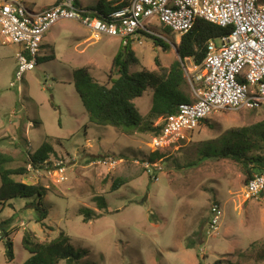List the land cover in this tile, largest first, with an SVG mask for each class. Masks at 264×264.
<instances>
[{
    "label": "rangeland",
    "instance_id": "374dc122",
    "mask_svg": "<svg viewBox=\"0 0 264 264\" xmlns=\"http://www.w3.org/2000/svg\"><path fill=\"white\" fill-rule=\"evenodd\" d=\"M22 1L34 13L55 2ZM119 1L126 0H78V5L106 11ZM146 27L150 34L140 32L132 40L140 65L131 73L143 68L157 71L156 59L163 67L178 59L180 37L164 30L156 17ZM155 38L162 43L156 45ZM3 42L0 34V146L14 158L5 168L27 166L17 180L41 185L45 192L41 199L18 198L0 208V233L11 234L15 254L8 262V238L2 236L0 264H24L30 258L22 244L26 231L42 243L65 233L71 246L84 253L69 264H264V195L248 197L237 163L205 156L208 147L220 145L229 131L263 122L264 104L256 110L220 111L188 132L187 142L154 150L151 134L124 133L91 121L74 87L73 72L82 67H88L98 82H108L121 39L94 40L80 23L60 21L45 35L35 69L21 82L15 76L22 46ZM192 62L185 63V70L187 92L195 101L199 86ZM152 97L148 89L135 100L144 117ZM45 142L55 155L49 166L32 173L28 157ZM155 151L160 152L154 163L160 169L150 173L144 164ZM107 158L118 164L105 165ZM60 162L64 173L54 167ZM120 178L127 183L113 191V182ZM96 198L104 204L98 205ZM38 204L47 212L45 219ZM214 204L221 206L223 217L212 235ZM83 209L94 211L88 220Z\"/></svg>",
    "mask_w": 264,
    "mask_h": 264
},
{
    "label": "built area",
    "instance_id": "2783aa9c",
    "mask_svg": "<svg viewBox=\"0 0 264 264\" xmlns=\"http://www.w3.org/2000/svg\"><path fill=\"white\" fill-rule=\"evenodd\" d=\"M153 17L179 37L190 32L197 19L232 28L229 35L209 41L202 67L194 65L199 86L194 89L196 100L180 104L173 114L161 116L155 122L154 126L160 127L161 132L152 141L154 150L187 142L188 132L195 131L201 121L220 111L256 110L264 104V3L261 0H130L105 19L93 17L78 5V0H55L51 8L38 13L31 12L22 0H0L3 43L22 46V52L16 56L17 82L35 69L45 35L60 21L80 23L94 40L110 36L127 45L140 32L151 33L146 22ZM117 164L113 158L105 160V165ZM54 167L64 173L63 162ZM144 167L150 173L152 168L160 169L150 162ZM29 169L33 173L43 168L31 165ZM263 189L264 173L256 174L246 186V193L248 197H257ZM211 213L209 233L213 235L218 232L223 210L214 204Z\"/></svg>",
    "mask_w": 264,
    "mask_h": 264
},
{
    "label": "trees",
    "instance_id": "16d2710c",
    "mask_svg": "<svg viewBox=\"0 0 264 264\" xmlns=\"http://www.w3.org/2000/svg\"><path fill=\"white\" fill-rule=\"evenodd\" d=\"M130 0L119 1L106 11L88 10L95 18L105 19L108 14L122 8ZM164 27V25H163ZM164 30L170 32L168 27ZM232 28H222L197 19L193 29L181 37L177 45L176 59L169 67H163L156 59L157 71L145 68L136 73H131L133 66L140 65L132 46V41L127 45L121 44L118 53L112 63L111 74L108 82H98L90 73L88 67L75 69L73 72L74 87L82 101L86 113L91 121L102 126H111L124 133L139 132L158 136L160 127L154 126V121L161 116L173 114L178 106L183 103H191L193 100L187 92L188 78L185 72V63L192 60L193 63L202 67L207 57V45L211 40H217L231 33ZM142 33V32H141ZM144 34V33H143ZM156 45L162 43L155 38ZM151 89L153 92L152 106L149 113L144 117L135 104V100ZM206 120L201 121L202 123ZM220 145L208 147L207 158L216 160H230L242 168L245 175V183H248L256 174L264 173V121L251 126L231 130L227 133ZM160 152L155 151L149 158L154 164L155 158ZM55 151L49 142H45L38 150L29 155L26 162L38 168L50 165L51 157ZM14 158L4 154L0 146V208L10 205V202L18 198H31L38 196L41 199L45 189L41 185H28L17 180L27 172V166L16 169L5 168L13 163ZM124 179H116L112 184L115 191L125 185ZM264 195V189L261 192ZM98 205L104 202L96 198ZM30 205H34L30 203ZM42 219L47 217V212L36 206ZM93 210L83 209L81 213L85 220L91 218ZM40 217V218H41ZM3 232V231H2ZM1 232V233H2ZM10 233L4 230L1 237H6V259L13 262L15 254ZM23 247L30 253V258L24 264H60L61 261H78L84 253L76 251L70 244V239L65 233H61L51 242L42 243L35 234L25 232L22 238Z\"/></svg>",
    "mask_w": 264,
    "mask_h": 264
},
{
    "label": "crops",
    "instance_id": "0c3cea01",
    "mask_svg": "<svg viewBox=\"0 0 264 264\" xmlns=\"http://www.w3.org/2000/svg\"><path fill=\"white\" fill-rule=\"evenodd\" d=\"M55 4V2L54 3H52V4H49V5H47V6H45V7H39L38 9H37V12H42V11H44V10H46V9H49V8H51L53 5ZM163 26V25H162ZM180 40H181V37L179 38V43H180ZM187 62V61H186ZM193 63V62H192ZM195 64L193 63V66H194ZM184 67H185V65H184ZM185 72H186V70H185ZM194 102V101H193ZM192 103V102H191ZM171 147H173V146H171ZM166 148H169V147H166Z\"/></svg>",
    "mask_w": 264,
    "mask_h": 264
}]
</instances>
